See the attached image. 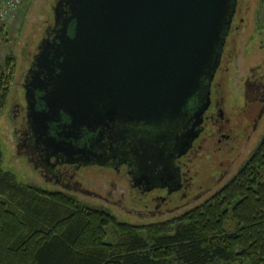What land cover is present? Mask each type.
Returning <instances> with one entry per match:
<instances>
[{
    "label": "water",
    "instance_id": "95a60500",
    "mask_svg": "<svg viewBox=\"0 0 264 264\" xmlns=\"http://www.w3.org/2000/svg\"><path fill=\"white\" fill-rule=\"evenodd\" d=\"M237 1L58 0L56 21L67 5L74 31L63 28L56 50L35 55L37 71L51 62L56 74L45 111L37 109L33 83L25 84L30 126L54 141L49 122L61 111L74 127L175 118L203 74L219 66Z\"/></svg>",
    "mask_w": 264,
    "mask_h": 264
},
{
    "label": "trees",
    "instance_id": "16d2710c",
    "mask_svg": "<svg viewBox=\"0 0 264 264\" xmlns=\"http://www.w3.org/2000/svg\"><path fill=\"white\" fill-rule=\"evenodd\" d=\"M14 62L13 55L8 66L0 62V110ZM4 150L0 141V264H264V136L204 203L145 225L26 182L5 166Z\"/></svg>",
    "mask_w": 264,
    "mask_h": 264
},
{
    "label": "flooded vegetation",
    "instance_id": "af4514ba",
    "mask_svg": "<svg viewBox=\"0 0 264 264\" xmlns=\"http://www.w3.org/2000/svg\"><path fill=\"white\" fill-rule=\"evenodd\" d=\"M69 16L70 10L66 5L60 9L58 22L54 17V22L46 27L24 79L25 92V84L33 83L35 102L40 111L49 109L45 97L53 89L52 77L56 72L51 70L54 67L51 62L42 63L40 71H37L35 55L45 47L56 50L57 40L61 39L58 36L62 34L63 28L69 26L70 34H73V22L66 23ZM226 44L227 40L215 72L211 73L210 68V72L203 74L200 87L190 96L183 111L173 119L159 123L119 119L109 125L74 127L71 117L61 111L49 122L48 134L54 138L53 141L41 135L39 130L35 133L30 126L25 96L26 114L18 130V146L27 149L29 161L46 182L58 184L64 189L103 197L101 193L84 186L76 177L80 169L98 166L124 174L136 193L133 198L137 203H144V208L152 203H155L156 208L168 207L178 197L187 198L195 185L188 167L189 156L199 154L211 140H217L222 145L236 139L225 96L217 86L219 84H215L223 64ZM261 69L260 65L252 67L244 82V111H251L254 115L252 126L255 131L264 116V71ZM204 104L207 106L200 114ZM255 107L258 111H255ZM193 130L197 131L195 137H191ZM189 138V149L181 153ZM121 201L117 203L124 207Z\"/></svg>",
    "mask_w": 264,
    "mask_h": 264
},
{
    "label": "rangeland",
    "instance_id": "374dc122",
    "mask_svg": "<svg viewBox=\"0 0 264 264\" xmlns=\"http://www.w3.org/2000/svg\"><path fill=\"white\" fill-rule=\"evenodd\" d=\"M56 1L24 0L18 9L0 20V62L6 65L8 55L15 56L8 102L0 110V141L5 149V166L15 169L26 182L48 189L64 190L84 204L105 208L120 221L135 225L176 218L204 203L236 175L264 136V116L255 131L252 126L254 115L251 111H244L245 80L251 68L256 65H260L264 71V0L237 1L223 64L215 80L225 96L236 139L222 145L217 140H211L199 154H191L187 162L195 185L190 196L178 197L170 206L161 208H156L155 203L144 208V203H137L133 198L136 193L124 174L98 166L82 168L76 177L84 186L101 193L104 198L46 182L40 171L29 161L27 149L18 146L17 128H21L26 114L24 79L46 27L54 22ZM6 69L9 70V67ZM257 107L255 111H258ZM119 201L124 207L118 204ZM228 225L233 229L230 221ZM109 231V237L112 238L114 230Z\"/></svg>",
    "mask_w": 264,
    "mask_h": 264
},
{
    "label": "built area",
    "instance_id": "2783aa9c",
    "mask_svg": "<svg viewBox=\"0 0 264 264\" xmlns=\"http://www.w3.org/2000/svg\"><path fill=\"white\" fill-rule=\"evenodd\" d=\"M24 0H0V20L6 18L23 3Z\"/></svg>",
    "mask_w": 264,
    "mask_h": 264
}]
</instances>
